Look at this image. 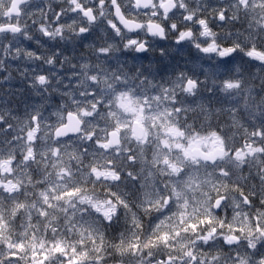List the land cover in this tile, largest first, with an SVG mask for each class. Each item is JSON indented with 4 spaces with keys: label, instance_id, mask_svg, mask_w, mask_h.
Segmentation results:
<instances>
[{
    "label": "clouds",
    "instance_id": "1",
    "mask_svg": "<svg viewBox=\"0 0 264 264\" xmlns=\"http://www.w3.org/2000/svg\"><path fill=\"white\" fill-rule=\"evenodd\" d=\"M0 264H264V0H0Z\"/></svg>",
    "mask_w": 264,
    "mask_h": 264
},
{
    "label": "snow or ice",
    "instance_id": "2",
    "mask_svg": "<svg viewBox=\"0 0 264 264\" xmlns=\"http://www.w3.org/2000/svg\"><path fill=\"white\" fill-rule=\"evenodd\" d=\"M60 250H62V249H60Z\"/></svg>",
    "mask_w": 264,
    "mask_h": 264
}]
</instances>
